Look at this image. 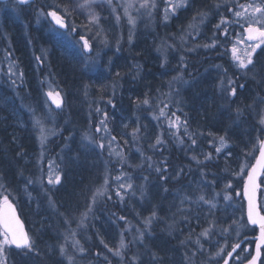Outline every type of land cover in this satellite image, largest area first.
<instances>
[{
    "label": "trees",
    "instance_id": "obj_1",
    "mask_svg": "<svg viewBox=\"0 0 264 264\" xmlns=\"http://www.w3.org/2000/svg\"><path fill=\"white\" fill-rule=\"evenodd\" d=\"M63 1L35 0L25 6L11 2L15 9L0 13V25L23 64L25 89L18 90H28L39 101L44 78L54 77L64 98L42 160L31 126L19 129V138L0 122V200H13L26 225L24 208L30 202L24 190L35 184L39 170L42 179L51 178L34 188L52 223L44 234L52 248L38 246L27 259L23 255L29 247H11L23 256L13 264L66 262L60 250L65 243H75L70 256L80 264H219L233 242L256 233L246 223L244 209L236 226L220 208L226 192L244 207L243 176L236 180L231 168L242 150L235 136L241 131L247 136L250 122L264 111L258 103L264 98V54L257 59V74L243 72L229 57L227 45L220 46L226 36H219L213 24L219 25L226 9L239 0H190L191 5L170 19L160 21L155 13L148 28L121 22L115 31L104 22L100 28L107 31L108 46H102L93 69L69 48L65 35L71 26L67 32L54 27L49 31L48 21L37 19V13L49 8L62 13ZM80 28L72 32L74 38ZM211 39L216 47L202 44ZM158 101L169 104L167 123L150 119ZM93 124L105 132L91 146L77 136H89ZM258 129L253 146L244 143L253 156L264 122ZM223 141L234 153L226 160L213 149ZM205 153L210 158L204 159ZM51 164L55 180L48 175ZM263 178L264 172L259 202ZM228 181L233 186L222 188ZM100 186L104 191L99 194ZM211 199L218 205L208 206ZM252 247L253 240L246 239L230 264L247 260Z\"/></svg>",
    "mask_w": 264,
    "mask_h": 264
},
{
    "label": "rangeland",
    "instance_id": "obj_2",
    "mask_svg": "<svg viewBox=\"0 0 264 264\" xmlns=\"http://www.w3.org/2000/svg\"><path fill=\"white\" fill-rule=\"evenodd\" d=\"M63 2L62 14L66 16L69 26H71V29L65 35L68 46L74 52H80L82 54L84 63H86V66L90 69L96 67L100 62L102 46L105 48L108 46L107 31L100 28L105 27L104 22L111 23L112 29L115 31L120 28L121 22H124V25L125 23H128L129 26L142 23L144 24V28H148L155 13H157L160 21H162V19L167 20L170 19L174 13L185 10L188 5L192 4L190 3V0H64ZM7 8H12V11L15 9V7L11 5V2H7L5 5L1 6L0 13L4 12ZM236 13L239 14V16H235ZM13 14L15 13L13 12ZM37 14V19L39 21H48V30L51 31V27L53 26L47 19L45 13L39 12ZM83 24H87V27L83 26ZM213 24L218 27L220 33L219 36H226V41L220 42L219 44L223 47H226L227 45L229 51L228 54L231 60H235L236 65L242 67L241 70L243 72H248L250 75L257 74V70L261 69L257 59L264 54V35L262 37L256 36L252 39H248L247 35L251 28H257L264 32V0H239L235 5H230V7L226 9V12L223 13V17L220 18L219 25L215 23ZM77 27H81L80 32L78 33L79 36L86 35L89 37L87 38L90 46L89 53L85 52L89 47L86 48L82 42L73 36L72 32H74ZM214 29L215 27L213 28V31ZM7 33L8 31L5 27L0 25V122L5 124V126L10 127V129H12V135L15 134L19 138L21 136L20 133L22 132L19 129L25 130L27 126H31L41 148L38 160H42V149L45 147L44 143L46 140L52 139V136L55 133V130L52 127V125H54V119L57 117L59 110L63 109V104L58 107L53 106L48 101L46 92H56L59 89L55 85L56 81L54 77L53 79L45 77L42 95L39 92V101H36L38 97L33 96L32 98L29 96L27 93L28 90L22 91L23 93H21L20 90L25 89L22 86L24 82V73L22 71L23 64L21 58L15 54L13 48H11ZM199 33V31H196L195 36L198 37ZM202 44L212 47H216L217 45L212 39L211 41H203ZM91 48L94 49V52ZM9 49H12L13 51ZM36 60H40V56H38ZM38 65H41V62H39ZM210 100L211 98H209V101ZM263 100L264 98H258V103L261 107L264 106ZM168 105L167 102L158 101L156 108L157 113L152 114L150 119H157L160 124L162 122L167 123V115L164 112ZM255 120L257 121L252 120V122L262 124L264 122V111L259 117L255 118ZM29 121L30 123L28 124ZM99 121L100 119L96 123H99ZM252 122L249 124L250 127L247 128L249 132L247 136H244L242 131L235 136V139L239 142L237 144H239L242 149L238 158H236V162L231 167L234 177L237 178L236 180H239L242 176L244 179L252 163L251 160L252 158L254 159L256 155L253 156L251 149L244 144L246 143L247 145L249 144V146H253L252 139L258 133V124H253ZM239 126L242 127V123L239 124ZM102 130H104L102 129V126L100 127V125L97 124L90 126L89 131L91 133L89 136L85 135L82 137L81 135H78L77 137L79 140L84 139L85 141L91 142V146H94L97 143V138L95 139V137L100 131L102 133ZM208 132L210 133L211 130H208ZM216 138L217 137H215V139ZM157 139H159V136ZM230 148L231 146L227 141L221 142L219 146H213L214 151L222 155L225 160L228 159V156L234 155L233 152H228V149ZM203 158H210V154L205 153ZM228 162L230 163V161ZM49 166L50 170L48 175L52 177L53 180L57 179L54 176L56 167H52L54 166L53 164ZM41 172L42 171L39 170L34 174L35 180L33 183H35V186L41 185L43 180L48 182V180L51 179H46V175L42 179ZM118 182L120 183L117 184L123 183L121 180H118ZM233 184V181H228L227 183H222L221 187L229 190ZM34 185L27 186V189L24 190L26 200L30 202V205L24 208V215L27 220V226L31 230V232H29L33 242V245L31 244L28 248L29 251L26 252V255H23L28 256L27 259H31L29 257H32L33 251H39V247L42 249L51 247L48 243L49 241H44V234L52 227V223L49 222V217L46 218V208L42 203L39 193L34 188ZM262 185L260 206L264 211V178ZM103 191L104 188L100 186L99 194ZM219 194L216 193L214 197ZM213 199L207 203L208 206L213 207L218 205L219 201ZM221 204L220 208H225L230 219H234V225H241L240 211L241 209H244L242 203L235 201L232 194L226 192ZM203 218L208 222L207 218ZM203 230H205V228H203ZM34 238L35 241L33 240ZM74 246L75 243L71 244V246L65 243L62 249H60L64 257L69 259L61 264H80L74 260V254L70 256L71 253L76 252L73 251L75 250ZM11 247L13 248L8 238L3 231L0 230V264H13L15 260L19 259L18 257H23L22 254L19 255L14 252ZM72 247V250H64L65 248ZM215 249L216 252H220L219 249ZM14 253L18 256L13 255ZM29 264L40 263L32 260Z\"/></svg>",
    "mask_w": 264,
    "mask_h": 264
},
{
    "label": "water",
    "instance_id": "obj_3",
    "mask_svg": "<svg viewBox=\"0 0 264 264\" xmlns=\"http://www.w3.org/2000/svg\"><path fill=\"white\" fill-rule=\"evenodd\" d=\"M9 0H0L6 2ZM20 5H26L34 0H15ZM48 19L58 29L67 30V19L55 9H49L46 12ZM264 32L255 28L249 29L247 38L252 39L256 36H263ZM81 40L88 48L87 40L81 37ZM47 99L56 107L62 105L63 97L59 91L47 92ZM264 171V136L260 141L257 155L250 166L244 178L242 185V198L245 202V217L249 226L255 227L257 233L252 237L254 240L252 255L242 264H259L264 247V213L260 209L258 200L259 180ZM0 228L7 236L11 245L15 248H25L30 245V237L24 221L22 220L15 203L10 199L0 202ZM247 237L234 243L228 250L220 264H229L235 253L242 247Z\"/></svg>",
    "mask_w": 264,
    "mask_h": 264
},
{
    "label": "bare ground",
    "instance_id": "obj_4",
    "mask_svg": "<svg viewBox=\"0 0 264 264\" xmlns=\"http://www.w3.org/2000/svg\"><path fill=\"white\" fill-rule=\"evenodd\" d=\"M255 235H256V233L254 235H252V236H255Z\"/></svg>",
    "mask_w": 264,
    "mask_h": 264
}]
</instances>
